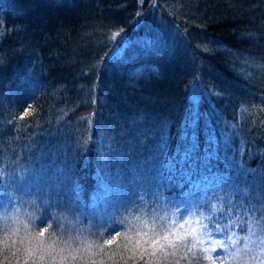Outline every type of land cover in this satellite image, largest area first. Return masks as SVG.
Here are the masks:
<instances>
[{
	"label": "trees",
	"instance_id": "1",
	"mask_svg": "<svg viewBox=\"0 0 264 264\" xmlns=\"http://www.w3.org/2000/svg\"><path fill=\"white\" fill-rule=\"evenodd\" d=\"M164 189L264 230V0H0V264H240L141 237Z\"/></svg>",
	"mask_w": 264,
	"mask_h": 264
},
{
	"label": "rangeland",
	"instance_id": "2",
	"mask_svg": "<svg viewBox=\"0 0 264 264\" xmlns=\"http://www.w3.org/2000/svg\"><path fill=\"white\" fill-rule=\"evenodd\" d=\"M160 20L159 17H154L151 21ZM154 33V39L158 45V47L166 54V64H169V57L173 55L174 52H170L172 50L171 46L174 47L173 41H167L161 29H152ZM130 41L124 39L120 42V44L114 48L112 54L119 55L123 51V47L127 45ZM111 54V56H112ZM179 55L176 54L174 59L179 61L177 57ZM148 60L143 59L139 60V64L132 68L129 73L133 75L134 78H140L141 76L153 75L155 73L156 67L148 65ZM151 66V67H150ZM156 89L158 88V83L155 84ZM158 92V91H157ZM253 111H248L249 115H257L256 113H251ZM138 155V153H136ZM132 165V164H131ZM106 168V166H105ZM43 183L45 186H43ZM50 184V180L46 181H34L33 179H29L26 181L25 185L33 186L37 191L45 194L46 196L49 191L48 186ZM166 189L162 190V194L174 200L175 203L184 206V210L182 212L178 211L177 208L173 205H168L169 202H166L165 197H158L157 200L152 201L154 206V210L151 213H155L154 216L151 217V220L148 225H143L145 222L144 217H139L140 223L142 224L140 229H138L137 233L149 240L151 242L157 241V244H164L165 246H170V242L179 237L186 236L190 238V240L195 243L201 242L205 248L210 251L220 250V247L224 248L226 252L230 253V256L233 260H236L240 264H264V230L261 228L260 230H256L258 228L254 224L248 225L249 230L247 234L240 235L239 232V224H234L231 218H227V215L232 210L230 204H228L227 200L223 199L221 192H217L218 195H212L213 193H207L202 191L198 196L196 195V199L193 201H188L186 203V191L181 196H172V194H168L165 192ZM6 191V189H5ZM124 189L122 186H119V190L117 194H122ZM4 193V192H3ZM222 202L225 205H229V209L222 215L219 216L217 214L218 204L222 205ZM13 211V210H12ZM8 219L9 232L15 233V228L17 223L20 221L17 216L11 214H5ZM139 222V220L137 219ZM151 222L153 225L151 226ZM172 226V230H166L165 227ZM222 231L224 233H222ZM167 237V239H164ZM221 237H224L222 240ZM81 240L77 241L79 247H82L83 238L80 237ZM72 241V239L70 240ZM79 242V243H78ZM87 244V242L85 241ZM65 249H61L58 255V261L61 264H65L69 261V258H65ZM73 254L68 251L66 254Z\"/></svg>",
	"mask_w": 264,
	"mask_h": 264
},
{
	"label": "snow or ice",
	"instance_id": "3",
	"mask_svg": "<svg viewBox=\"0 0 264 264\" xmlns=\"http://www.w3.org/2000/svg\"><path fill=\"white\" fill-rule=\"evenodd\" d=\"M40 234H41V235H43V232H41ZM164 239H167V237H164ZM108 243H109V244H111V243H112V241H111V240H109V241H108ZM155 243H157V241H153V244H155Z\"/></svg>",
	"mask_w": 264,
	"mask_h": 264
}]
</instances>
